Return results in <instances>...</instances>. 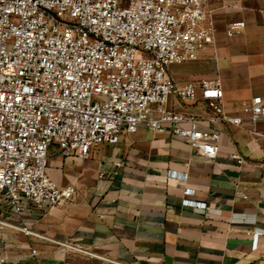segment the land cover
<instances>
[{"label":"built area","instance_id":"1","mask_svg":"<svg viewBox=\"0 0 264 264\" xmlns=\"http://www.w3.org/2000/svg\"><path fill=\"white\" fill-rule=\"evenodd\" d=\"M244 26L233 22L227 34ZM214 32L203 0H0V243L6 230L49 239L13 216L74 200L76 188L60 187L47 172L53 146L64 158L89 159L93 148L145 126L169 130L214 160L220 132L167 108L171 96L201 98L209 122L242 124L224 111L219 81L181 86L169 74L172 64L198 59ZM244 111L252 123L264 118L262 96ZM230 157L245 163L237 152ZM113 166L117 174L123 161ZM237 194L247 198L239 188ZM251 234L252 250L264 257V231Z\"/></svg>","mask_w":264,"mask_h":264},{"label":"crops","instance_id":"2","mask_svg":"<svg viewBox=\"0 0 264 264\" xmlns=\"http://www.w3.org/2000/svg\"><path fill=\"white\" fill-rule=\"evenodd\" d=\"M203 5L215 24L214 40L198 59L172 64L169 74L181 86L219 81L224 111L243 122H209L201 98L171 96L167 108L220 132L218 156L208 159L169 130L145 126L124 132L116 145L93 148L89 159L64 158L53 146L47 172L60 187L73 185L75 198L13 216L49 239L6 230L0 264H264L251 248V232L264 231V118L252 123L244 111L254 96L264 99V0ZM237 21L245 26L229 36L228 27ZM232 152L245 163L231 158ZM116 159L123 161L117 174Z\"/></svg>","mask_w":264,"mask_h":264}]
</instances>
